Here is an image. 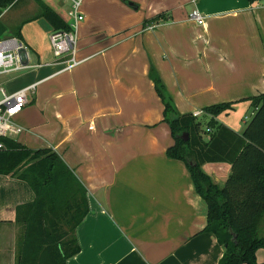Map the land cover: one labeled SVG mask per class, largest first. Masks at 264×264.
I'll return each mask as SVG.
<instances>
[{"label": "crops", "instance_id": "obj_1", "mask_svg": "<svg viewBox=\"0 0 264 264\" xmlns=\"http://www.w3.org/2000/svg\"><path fill=\"white\" fill-rule=\"evenodd\" d=\"M82 9L77 64L53 59V27L38 17L19 36L30 62L44 64L2 80L7 91L36 82L13 139L56 151L86 188L79 250L66 264H218L224 248L203 230L206 202L185 161L166 153L174 138L150 71L176 112L201 110L202 139L220 124L241 132L255 111L250 97L264 91V0H83ZM228 100L230 110H203ZM200 168L221 186L231 165ZM33 198L26 181L0 173V264H15L16 206ZM255 256L264 262V247Z\"/></svg>", "mask_w": 264, "mask_h": 264}, {"label": "trees", "instance_id": "obj_2", "mask_svg": "<svg viewBox=\"0 0 264 264\" xmlns=\"http://www.w3.org/2000/svg\"><path fill=\"white\" fill-rule=\"evenodd\" d=\"M14 1L0 0V5ZM34 1L38 9L26 19L43 17L53 28H69L67 19L50 4ZM150 76L174 138L166 153L185 161L207 205L203 230L213 232L223 245L218 264H264L255 256L256 249L264 247V91L250 97L255 111L241 132L220 124L204 140L197 116L176 112L153 69ZM234 102L211 103L203 110L216 115L232 109ZM185 132L186 139L181 137ZM0 142V173L26 181L34 192L31 201L16 206L21 241L17 242L15 264H66L79 250L75 228L88 211L85 186L50 147L29 148L6 136H0ZM205 161L230 163L223 185L214 183L200 168Z\"/></svg>", "mask_w": 264, "mask_h": 264}, {"label": "built area", "instance_id": "obj_3", "mask_svg": "<svg viewBox=\"0 0 264 264\" xmlns=\"http://www.w3.org/2000/svg\"><path fill=\"white\" fill-rule=\"evenodd\" d=\"M46 1V0H44ZM66 5L65 11L69 28H53L49 34V43L54 60H62L64 69L71 68L79 61L75 57L78 40V25L85 14L82 9L83 0H58ZM189 17L198 23H203L204 16L198 9H193ZM155 24H148L153 28ZM42 62H30V54L25 42L17 34L0 37V136L13 138L24 130V127L14 120L23 106L30 100L36 82L30 83L13 91H7L3 86V78L7 75L41 66ZM201 110H195L197 115ZM2 143L0 142V147Z\"/></svg>", "mask_w": 264, "mask_h": 264}, {"label": "rangeland", "instance_id": "obj_4", "mask_svg": "<svg viewBox=\"0 0 264 264\" xmlns=\"http://www.w3.org/2000/svg\"><path fill=\"white\" fill-rule=\"evenodd\" d=\"M46 2L62 16H66V12L64 10V8H66L65 4L61 3L63 7L62 8L60 7V4L57 3L58 0H46ZM37 9L38 5L34 0H15L13 3L5 7L0 5V37L9 36L18 32L22 33L23 35L31 33V24L33 19L29 20L26 18L32 16L37 11ZM40 22H43V20L41 19ZM12 82H15V80ZM206 125L207 123L203 119L201 121V134L204 136L206 134V131L204 130ZM19 241H21V236H19L18 242ZM16 247L18 246L16 245Z\"/></svg>", "mask_w": 264, "mask_h": 264}, {"label": "water", "instance_id": "obj_5", "mask_svg": "<svg viewBox=\"0 0 264 264\" xmlns=\"http://www.w3.org/2000/svg\"><path fill=\"white\" fill-rule=\"evenodd\" d=\"M181 137L182 138H184V139H186L188 136H187V133L185 132V133H183L182 135H181Z\"/></svg>", "mask_w": 264, "mask_h": 264}]
</instances>
